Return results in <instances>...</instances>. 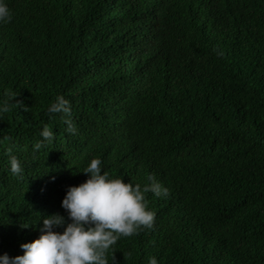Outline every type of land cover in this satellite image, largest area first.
<instances>
[{"label": "trees", "instance_id": "obj_1", "mask_svg": "<svg viewBox=\"0 0 264 264\" xmlns=\"http://www.w3.org/2000/svg\"><path fill=\"white\" fill-rule=\"evenodd\" d=\"M6 2L0 253L67 215V186L100 157L113 176L170 189L146 193L154 226L120 237L109 264H264V0ZM57 94L75 133L47 111ZM45 124L53 140L34 149Z\"/></svg>", "mask_w": 264, "mask_h": 264}, {"label": "clouds", "instance_id": "obj_2", "mask_svg": "<svg viewBox=\"0 0 264 264\" xmlns=\"http://www.w3.org/2000/svg\"><path fill=\"white\" fill-rule=\"evenodd\" d=\"M12 18L9 4L0 0V23L10 22ZM214 51L223 55L222 49ZM19 102L23 104L22 100ZM9 110L10 102L0 101V116ZM47 111L63 113L66 130L77 131L71 118V101L67 97L57 94ZM40 136L34 149L51 142L54 132L45 124ZM12 151L9 147L8 152ZM9 162L13 174L23 172V165L16 155H11ZM80 171L89 175L81 183L67 186L61 202L67 215L57 211L43 216L40 235L21 243L22 254L0 253V264H109V253L114 251L113 246L120 237L154 226L156 212L148 207L146 193L151 191L156 196H166L170 192L155 175H151V182L143 186L125 181L123 176H113L103 169L100 157H93ZM26 226L28 223L22 224V227ZM147 264H159V260L153 255Z\"/></svg>", "mask_w": 264, "mask_h": 264}]
</instances>
